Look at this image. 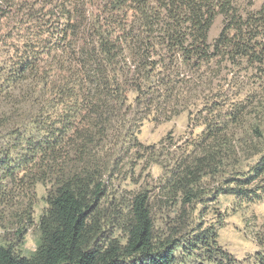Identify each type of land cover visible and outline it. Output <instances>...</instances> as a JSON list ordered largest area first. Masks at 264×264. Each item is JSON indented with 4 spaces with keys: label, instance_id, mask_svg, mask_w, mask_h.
Segmentation results:
<instances>
[{
    "label": "trees",
    "instance_id": "16d2710c",
    "mask_svg": "<svg viewBox=\"0 0 264 264\" xmlns=\"http://www.w3.org/2000/svg\"><path fill=\"white\" fill-rule=\"evenodd\" d=\"M215 58L264 73V2L0 0V205L50 186L35 251L0 245V264H264L263 230L239 258L219 244L221 220L205 219L219 194L264 195V131L234 141L241 109L207 121L174 165L165 157L156 184L107 192L126 142L145 149L134 127L171 111Z\"/></svg>",
    "mask_w": 264,
    "mask_h": 264
},
{
    "label": "rangeland",
    "instance_id": "374dc122",
    "mask_svg": "<svg viewBox=\"0 0 264 264\" xmlns=\"http://www.w3.org/2000/svg\"><path fill=\"white\" fill-rule=\"evenodd\" d=\"M237 1L242 9L248 10H256L264 2ZM222 26L223 17L217 15L208 32L209 43H213ZM200 72L192 83L175 90L176 102L171 111L165 115L154 111L138 127H134L137 139L145 149L140 146L129 149L126 142V148L118 157L117 167L108 173L109 197L127 195L148 182L156 184L166 173L163 166L165 157L171 158L169 166L174 165L175 158L186 157L205 128V123L209 120L219 122L224 119L226 111L241 109L238 123L231 128L232 139L238 144L249 142L254 126L258 125L264 131V73H258L245 62L232 65L220 58L213 59ZM134 96L133 93L129 94L130 101ZM23 174L19 176H22L24 184L28 182V177ZM49 187V184L41 182L34 186L24 184L22 195L11 205H0V245H12L21 256H30L35 251L40 233L39 220L48 207L46 195ZM208 206L205 219L221 220L218 229L220 245L239 258L257 250L255 233L264 231V195L249 200L219 194L215 200L208 201ZM161 218V213H157V219ZM22 225H27L26 229ZM176 264L183 262L179 259Z\"/></svg>",
    "mask_w": 264,
    "mask_h": 264
}]
</instances>
